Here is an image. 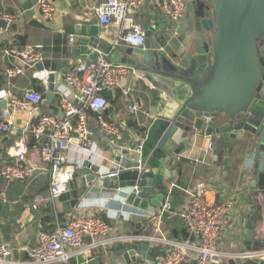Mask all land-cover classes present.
<instances>
[{
    "label": "crops",
    "instance_id": "crops-1",
    "mask_svg": "<svg viewBox=\"0 0 264 264\" xmlns=\"http://www.w3.org/2000/svg\"><path fill=\"white\" fill-rule=\"evenodd\" d=\"M36 1L26 0L30 9L24 10L20 0H0V11L20 15V23L7 25L6 29L0 25V50L38 47L42 62L34 70L51 72L56 85L62 83L64 75L73 70L78 59L91 61L102 54L97 48L90 47L88 40L78 33V27L81 26L94 27L97 38L113 47L121 31H128L130 25L138 26L146 38L159 45L160 51L173 65L181 68L187 66L201 44L208 49L212 37V30L203 25V21H213L212 10L210 7L205 8L202 17H198V0L187 1L185 19L179 24L162 15L157 0H143L140 8L128 12V21L122 28L116 22L109 26L101 25L95 14L87 18L82 15L85 10L96 8L106 0H50L54 3L55 14L48 23L41 21ZM118 46L129 48L123 44L115 48ZM108 59L113 61L111 56ZM16 66L22 69L23 74L14 79L7 78L5 71ZM41 66L42 69L39 68ZM0 89H5L16 98H21L27 90L37 91L46 98L49 91V87L33 79L32 71L27 70L20 59L4 56L1 52ZM103 94L108 102L104 118L117 122L125 131L123 146L131 150L142 145L153 119L160 116L167 95L157 91L146 79L133 76ZM58 99L55 92L54 101L51 105L45 102L41 113L61 117ZM3 102L0 100V120L4 118ZM132 103H136L149 116L146 117L142 112L137 115L129 112L128 107ZM11 116L14 128L0 135V168L15 164L10 148L25 135L28 155L24 165L33 171V176L25 181H5L0 178V245L9 247L11 261L38 264L27 257L26 251L36 247L39 232L49 228L54 230L58 225L64 226L79 214L99 217L110 226V234L96 248H88L90 241L86 239L84 248L67 264H126L113 250L117 243L148 244L145 264H153L164 258L176 244L197 246L198 243L188 233L178 213L188 206V193L198 184L205 187L208 203L220 204L232 199L234 204L224 222L216 247L218 255L213 264H241V257L264 256V252L245 253L243 250L244 220L250 212H260L261 222L258 218L253 221L258 238L259 229L262 225L264 227V202L255 203L252 196L250 172L253 155L240 143L230 140L229 147L225 149L217 143L215 151L210 139L203 133L198 134L176 160L169 159L164 165L165 174L159 179L160 188L137 206L126 204L127 195L132 189L129 187L114 193H92L82 181L81 169L89 163L77 160L76 151L69 150L66 157L76 165L74 179L66 194L57 201L48 202L44 200L49 184L48 165L41 160L40 143H36L29 133L38 116L22 111L11 112ZM88 126L97 151L96 161H92L91 166H97L100 174L105 175L112 170L116 157L127 151L109 147L107 138L97 129L94 114L90 115ZM209 144L211 149L207 148ZM136 155V152L131 151L127 157ZM194 159L199 162H194ZM159 195H162V199L153 204L151 201ZM165 203L170 205V210L164 209ZM195 255L196 251H191L180 264H194ZM135 257L139 259V253Z\"/></svg>",
    "mask_w": 264,
    "mask_h": 264
},
{
    "label": "water",
    "instance_id": "water-1",
    "mask_svg": "<svg viewBox=\"0 0 264 264\" xmlns=\"http://www.w3.org/2000/svg\"><path fill=\"white\" fill-rule=\"evenodd\" d=\"M205 1L214 16L212 22L203 21L212 30L210 45L207 49L201 44L185 68L173 65L149 37L140 48H115L102 43L94 27H78L90 47L111 56L115 63L134 67L157 91L167 95L160 116L147 130L140 154L116 157L121 169L117 177L106 178L97 166L85 164L81 169L82 181L92 193L137 187L138 194H130L126 204H142L160 188L159 179L169 159L176 160L191 140L203 133L215 151L217 143L225 149L230 140L249 150L253 155L252 196L255 203L264 202V0ZM20 2L24 10L30 9L26 0ZM1 26L7 28L6 23ZM54 80L50 76L48 105L55 99ZM161 199L159 195L151 202L157 204ZM256 218L261 222L258 210L244 220L245 253L264 252V227L256 238ZM113 250L126 264H145L148 244L117 243ZM241 259V264H264L261 255Z\"/></svg>",
    "mask_w": 264,
    "mask_h": 264
},
{
    "label": "built area",
    "instance_id": "built-area-1",
    "mask_svg": "<svg viewBox=\"0 0 264 264\" xmlns=\"http://www.w3.org/2000/svg\"><path fill=\"white\" fill-rule=\"evenodd\" d=\"M157 1L164 17H168L175 24L184 21L188 0ZM36 2L41 21L51 22L55 14L54 3L50 0H37ZM142 4L143 0H106L96 8L85 10L82 15L87 18L95 14L101 25L109 26L116 22L122 28L128 21V12L140 8ZM2 23L18 24L20 15L0 11V25ZM118 37L114 47L123 44L130 48H140L146 40L144 32L134 25H130L128 31H121ZM0 52L4 56L20 59L25 68L32 71L34 80L49 87L52 73L46 70H34L42 62L38 47L6 48ZM22 74V69L17 66L5 71V76L9 79ZM129 76L143 79L134 67L115 63L104 54H99L95 60L91 61L86 58L78 59L73 70L64 75L61 84L56 85L54 82V95L56 92L59 96L58 109L61 117L41 113L46 98L37 91L27 90L21 98H16L5 89H0V100L6 103L2 109L4 118L0 120V135L9 133L15 126L11 112L22 111L31 116H38L36 124L30 128L29 133L36 143H40L41 160L48 165L49 184L44 200L54 202L68 192V186L73 181L76 172V165L66 157L69 150L76 151L77 160H85L90 166L92 161H96V145L91 139L88 126L90 115L96 116L97 129L107 138L110 148L126 150L127 153H123L122 157H127L131 151L140 154L141 145L128 150L122 144L125 131L117 122L104 118L108 102L103 93L119 87L122 81ZM128 111L136 115L142 112L146 117L149 116L141 111L136 103H132ZM210 147L209 144L207 148ZM27 152L28 142L26 136L22 135L10 148L15 164L1 167L0 178L5 181H25L31 178L33 171L24 165ZM194 162L199 161L194 159ZM120 172L118 163L114 162L112 170L104 176L113 179ZM130 194L136 196L137 187H132L127 198ZM187 205L183 211L178 213V216L185 224L188 233L198 243L197 246L176 244L168 255L153 264H180L191 251H196L194 264L215 262L218 255L217 243L224 222L234 208L233 200L227 199L220 204H210L206 200L205 187L198 184L189 191ZM164 209L170 210V205L165 203ZM109 234L110 226L99 217L79 214L64 226L58 225L49 232L40 231L36 239V247L28 249L26 254L30 260L38 264H67L84 248L83 244L86 239L90 241L88 248H96L106 241ZM10 256L9 247L0 245V264H18L11 261Z\"/></svg>",
    "mask_w": 264,
    "mask_h": 264
},
{
    "label": "trees",
    "instance_id": "trees-1",
    "mask_svg": "<svg viewBox=\"0 0 264 264\" xmlns=\"http://www.w3.org/2000/svg\"><path fill=\"white\" fill-rule=\"evenodd\" d=\"M199 1V7H197V16L198 17H202L204 9L208 8L210 6H204V5H208L207 2L205 0H198ZM52 228H49L48 230L44 229V232H49L51 231Z\"/></svg>",
    "mask_w": 264,
    "mask_h": 264
}]
</instances>
